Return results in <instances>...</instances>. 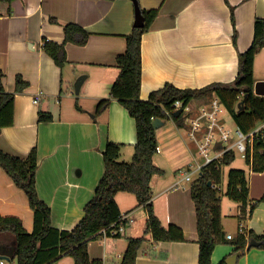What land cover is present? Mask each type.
Segmentation results:
<instances>
[{"label":"crops","instance_id":"obj_1","mask_svg":"<svg viewBox=\"0 0 264 264\" xmlns=\"http://www.w3.org/2000/svg\"><path fill=\"white\" fill-rule=\"evenodd\" d=\"M138 3L142 9L158 10L141 38V100H147L152 91L165 84L199 89L212 83L232 82L237 75L238 54L252 42L254 20L264 17V0H138ZM133 22L131 0L0 2L3 87L13 92L17 75L29 84L15 97L13 125L0 131V150L24 158L36 148L37 193L49 206L51 226L57 230L70 231L82 219L83 208L104 174L102 152L108 142L121 145L120 162H131L136 143L134 120L116 100H111L100 115L95 116L94 111L99 100L109 97L110 86L118 75L115 59L125 50V36L130 34ZM67 23L81 26L89 38L84 46L66 44L67 63L59 68L43 52L42 44L43 41L61 44L63 26ZM81 75L85 77L75 93L74 85ZM253 78L254 84L264 81V49L254 58ZM36 95L41 96L38 104L33 103ZM213 98L193 100L188 104L191 112L182 116L189 118ZM39 111L50 114L52 120L38 122ZM188 125L184 119L179 127L167 120L156 129L153 165L161 174L150 181L154 214L164 227L170 224L179 227L184 241L154 242L145 233L144 205L137 204L132 194L118 193L117 206L121 214H130L132 221L125 225L119 238L101 234L90 241L87 248L90 259L120 264L127 239L142 237L135 264H197L195 210L190 196L193 180L185 187L184 180L179 179L180 172L189 165L202 163L196 146L188 138ZM247 186L249 210L264 196V172H251ZM235 205L236 211L231 215L223 214L221 209L225 242L215 246L212 264H219L234 252L233 241L239 226L244 234L253 231L264 235V200L243 220L238 219L239 205ZM0 215L19 218L24 229L32 231L33 213L27 198L1 168ZM225 217L235 219L236 228L230 230ZM229 235L231 240L227 239ZM1 256L10 258L5 264H16L9 236L0 239ZM54 264L74 263L65 256ZM237 264H264V250L250 248Z\"/></svg>","mask_w":264,"mask_h":264},{"label":"trees","instance_id":"obj_2","mask_svg":"<svg viewBox=\"0 0 264 264\" xmlns=\"http://www.w3.org/2000/svg\"><path fill=\"white\" fill-rule=\"evenodd\" d=\"M15 0H0L10 4ZM138 2V0H137ZM139 5V3H138ZM144 25L141 28L132 27L130 34L125 36V50L115 59L118 75L109 89V97L97 102L95 116L103 113L111 100H116L125 108L134 120L136 143L131 162L119 161L120 144L108 142L102 152L104 174L99 181L93 197L83 208V217L70 231L57 230L51 226V210L38 196L36 189L37 150L33 147L26 157L19 158L0 150V168L12 180L14 185L23 191L27 203L33 213L32 231L24 229L21 221L13 216L0 215V239L9 236L13 242V257L16 264H52L62 257L70 256L74 264H102L100 260L90 259L88 244L97 239L105 230V237L119 238L120 234H112L119 225L121 212L115 201L118 193L132 194L137 204L144 205L147 219L145 233L158 242H183L182 230L175 225L164 227L153 212L151 203L150 181L161 171L153 165V157L157 152L156 129L152 126L154 119L162 122L172 120L179 127L182 124L183 113L174 117L172 105L180 101L182 106L193 100L206 99L209 96L217 98L243 133L253 128L256 122L264 121V97L253 93V62L256 54L264 49V17L256 18L253 23V39L243 53L238 54V70L235 79L230 83H212L199 89H179L172 84L152 91L147 100L139 97L141 88V38L146 33L155 18L157 9H142ZM232 18V15H231ZM51 22H55L53 18ZM64 39L61 44L43 41L42 50L53 63L63 68L67 63L65 45L70 43L84 46L89 38L81 26L67 23L63 26ZM236 34L233 35V44ZM4 73L0 69V131L13 125L14 101L18 94L28 87L20 75L15 77V89L7 92L3 87ZM245 97L243 109L235 110L233 104L237 96ZM77 109L79 107L77 106ZM169 112L170 115L166 113ZM38 122H50V114L38 112ZM235 158L234 152L225 153L216 162L204 166L199 176L190 184V196L194 205L198 257L197 264H212L211 256L216 245L225 242V234L221 225V199L219 185L221 183V167L230 165ZM246 164L253 172H264V138L254 146L252 161L247 157ZM249 190L245 171L230 169L227 175L225 196L238 204V219L243 220L264 196L248 207ZM113 226L111 227V225ZM256 243L255 248L264 250V235L237 234L233 241L234 252H245L250 241ZM141 238H128L127 246L120 264H135L137 252L143 243ZM225 260V259H224ZM221 261L219 264H225ZM6 263V261H4Z\"/></svg>","mask_w":264,"mask_h":264},{"label":"built area","instance_id":"obj_3","mask_svg":"<svg viewBox=\"0 0 264 264\" xmlns=\"http://www.w3.org/2000/svg\"><path fill=\"white\" fill-rule=\"evenodd\" d=\"M41 99L40 95H36L33 103L38 104ZM242 95L237 96L236 100L240 101ZM223 109V105L217 98H213L208 104L202 107L197 113L189 116L188 138L196 146V151L202 158L201 164L189 165L179 174V179L186 182L191 181L192 174H200L201 169L213 161L218 162L222 156L227 152L238 153L242 159L249 158L252 161L255 143L264 138V121L256 122L251 130L243 133L235 126L233 130L226 129L219 122V114ZM180 110V113H190L189 105L182 106L180 101H175L172 105V113ZM170 115L169 112L166 113ZM171 116V115H170ZM178 183V182H177ZM132 218L128 213H122L119 216V225L112 230V234H121L125 225L130 223ZM113 224L111 225V227ZM238 233H243L242 226H239ZM105 237V230H102ZM228 240L232 236H227ZM5 260L0 259V264H5Z\"/></svg>","mask_w":264,"mask_h":264},{"label":"rangeland","instance_id":"obj_4","mask_svg":"<svg viewBox=\"0 0 264 264\" xmlns=\"http://www.w3.org/2000/svg\"><path fill=\"white\" fill-rule=\"evenodd\" d=\"M211 98H213L214 96H209ZM237 102L235 104H233V107L235 110H238L237 108ZM184 121L185 122H188L189 124V119L186 118V117H183ZM219 122L226 128V129H231L233 130L235 128V123L231 117V114L228 110H226L224 107L221 111V113L219 114ZM194 144V143H193ZM195 145V144H194ZM197 157L198 159L200 160V162H202V158L201 156L199 155L198 151H197ZM235 155V158L233 160V162L228 165V166H222L221 167V183L219 185V196H220V199H221V209H222V212L223 214H233L235 213L236 211V208L234 206L235 203L230 201L226 196H225V191H226V180H227V175H228V172L230 169H242L245 171L246 173V178L249 180L250 178V173L253 172L251 170V168L246 164V162L241 158V156L238 154V153H234ZM198 177V174H192L191 175V179L192 180H195L196 178ZM189 183L190 182H186V181H183L182 185H184L185 187L186 186H189ZM230 209V210H229ZM225 219H227V222H228V225L230 226V230L236 228L237 226V222L235 221V219H232V218H228V217H225ZM68 258H71L70 256H66ZM119 259L116 258V262H118ZM54 264V263H53Z\"/></svg>","mask_w":264,"mask_h":264},{"label":"water","instance_id":"obj_5","mask_svg":"<svg viewBox=\"0 0 264 264\" xmlns=\"http://www.w3.org/2000/svg\"><path fill=\"white\" fill-rule=\"evenodd\" d=\"M133 3V7H134V22H133V27L136 28H141L144 25V18L141 14L139 5L137 0H131ZM84 75H81L77 78L76 83L74 85V89H75V93H78L79 87L84 79ZM253 93L256 96H261L264 97V81H258L254 84L253 86ZM244 100L245 97L242 98V100L237 104V108L238 110H242L243 109V104H244ZM180 114V110L176 111L173 113L174 117H178ZM163 124V122L159 119H154L152 122V126L157 129L159 127H161ZM256 243L252 240L249 242V244L247 245L245 251H248L250 248L255 247ZM243 252L241 251H236L233 252L231 255H229L225 260V264H237L238 259L242 256ZM0 259L6 260L8 261L10 258L7 256H1Z\"/></svg>","mask_w":264,"mask_h":264}]
</instances>
